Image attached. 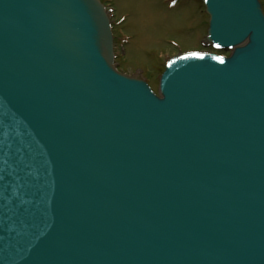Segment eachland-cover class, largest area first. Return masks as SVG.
Wrapping results in <instances>:
<instances>
[{
    "label": "water",
    "instance_id": "obj_1",
    "mask_svg": "<svg viewBox=\"0 0 264 264\" xmlns=\"http://www.w3.org/2000/svg\"><path fill=\"white\" fill-rule=\"evenodd\" d=\"M201 2L155 95L98 0H0V264H264V15Z\"/></svg>",
    "mask_w": 264,
    "mask_h": 264
},
{
    "label": "rangeland",
    "instance_id": "obj_2",
    "mask_svg": "<svg viewBox=\"0 0 264 264\" xmlns=\"http://www.w3.org/2000/svg\"><path fill=\"white\" fill-rule=\"evenodd\" d=\"M99 1L113 5L117 16L125 14L124 23L114 24L112 29L115 67L123 74L145 79L155 93L165 64L161 54L174 53L169 44L176 45L179 51L198 49L206 35L208 17L199 0H179L173 8L163 0ZM259 2L264 13V0ZM121 32L131 36L124 58L117 51Z\"/></svg>",
    "mask_w": 264,
    "mask_h": 264
},
{
    "label": "flooded vegetation",
    "instance_id": "obj_3",
    "mask_svg": "<svg viewBox=\"0 0 264 264\" xmlns=\"http://www.w3.org/2000/svg\"><path fill=\"white\" fill-rule=\"evenodd\" d=\"M164 2H166V5L168 6V8H173L178 2L179 0H163ZM184 3L185 1L182 0ZM111 3H113V1H109ZM105 7L107 8L108 10V14H109V18H110V22H111V26H112V29L114 27V24H119L121 22V25L124 23L125 21V14H121L119 16L116 15V8L113 6V5H110L108 3H104ZM117 16V18H116ZM122 33V32H121ZM123 34V33H122ZM114 38V36H113ZM119 39L121 40V42L119 43V45H117V51H118V55L121 57V58H124L125 57V54H126V46L127 45H130V39H131V36H127L126 34H123L119 37ZM200 48L198 49H193V50H186V51H179L176 47V45H172V44H169V46H171L173 49H174V53L172 52H169V53H166V54H161V59L162 58H165V60L169 59L170 57L174 56V55H177L179 53H183V52H188V51H196V50H204V51H210V44L207 43L205 41V39H201L200 40ZM114 41H113V51H114ZM114 54H115V51H114Z\"/></svg>",
    "mask_w": 264,
    "mask_h": 264
}]
</instances>
